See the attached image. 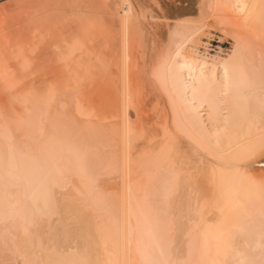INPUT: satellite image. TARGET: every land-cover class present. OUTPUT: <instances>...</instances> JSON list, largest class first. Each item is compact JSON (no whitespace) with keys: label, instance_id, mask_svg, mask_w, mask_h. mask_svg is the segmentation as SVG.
Here are the masks:
<instances>
[{"label":"bare ground","instance_id":"6f19581e","mask_svg":"<svg viewBox=\"0 0 264 264\" xmlns=\"http://www.w3.org/2000/svg\"><path fill=\"white\" fill-rule=\"evenodd\" d=\"M30 1L29 44L0 30V257L264 264V0ZM206 29L229 56L185 51Z\"/></svg>","mask_w":264,"mask_h":264},{"label":"rangeland","instance_id":"374dc122","mask_svg":"<svg viewBox=\"0 0 264 264\" xmlns=\"http://www.w3.org/2000/svg\"><path fill=\"white\" fill-rule=\"evenodd\" d=\"M15 1V2H14ZM21 1V2H20ZM20 1H18V2H20V4L18 3L17 5H15L16 4V0H0V18H1V20H0V30L2 29V30H4L5 29V31L7 30V32H4V31H2V34H4V35H7V34H15V33H17V30L19 31L20 29V32H18V33H20V35L21 36H18V38H19V40L21 41V43L22 42H24V43H30V41L29 40H31V36H32V32H31V30H29V28H25V29H23L24 27H22L23 26V24L24 23H19V21L21 20V19H23L24 21H25V19L24 18H26V16L24 17L22 14H20L19 12L17 13V9L21 12V10H20V8L21 9H25V10H31V7H32V5H31V7H29V5L30 4H32V1H30V0H28L29 2H25V1H27V0H20ZM39 1V0H38ZM24 2V3H23ZM42 1H40L39 2V4L41 3ZM12 3V4H11ZM21 3H23V6L21 5ZM26 3V4H25ZM25 4V5H24ZM29 4V5H28ZM37 4V3H36ZM9 5H11V6H9ZM38 5V4H37ZM7 6V7H6ZM12 6H14V8L16 7V6H18L19 8H15L16 10V12L14 11V9L13 10H10V9H12L13 7ZM21 6V7H20ZM26 7H28V8H30V9H28V8H26ZM7 8H8V10H7ZM9 11H10V13H9ZM11 11H13V13L11 12ZM21 15V16H23L24 18H21V19H19L18 20V18H20L21 16L19 15V16H17V15ZM11 15V16H10ZM12 15H16V17H18L17 18V20H16V22H18V24L20 25H17L16 23V25L18 26V28H17V26H14L15 24L13 23V19L14 18H16L15 16H14V18L12 19L11 17H13ZM4 18V19H3ZM4 22H3V21ZM5 20H6V24H5ZM23 20H21V21H23ZM14 21H15V19H14ZM23 21V22H24ZM2 23V24H1ZM14 25H13V24ZM2 25V26H1ZM7 28H9V29H12V31L11 30H9V29H7ZM10 26V27H9ZM1 27H3V28H1ZM14 27V28H13ZM20 27V28H19ZM23 29V30H22ZM8 30H9V32H8ZM16 30V31H15ZM22 31V32H21ZM7 33V34H6ZM31 35H30V34ZM25 34V35H24ZM24 36H26V37H24ZM17 38V39H18ZM29 39V40H28ZM18 40V41H19ZM23 44V43H22ZM26 44H24V45H26ZM234 41L231 39V38H228V37H226V36H224L222 33H220L218 30H215V29H206V30H204L202 33H200L199 35H198V37H195L194 38V40L191 42V43H189V44H187L186 45V48H185V51L186 52H189L190 54H193V55H195L197 58H199V59H203V60H205V61H207V62H209V63H212V62H214V61H216V60H222L223 58H225V57H227V56H229V54L232 52V50H233V48H234ZM41 52V55H42V53H43V51H40ZM144 61H141V60H138V65H139V67L140 68H143V66H144V63H143ZM141 64V65H140ZM144 77V76H143ZM150 89V88H149ZM149 89H146L147 90V92L145 93V95H148V98H149V101L147 102V104L148 105H146V107H145V110H150V111H147L148 113H145L144 114V116L146 117L147 116V119H145V121L147 122L148 121V123L147 124H149V120L150 119H153L151 122H150V124L149 125H147V124H145V127H146V130H147V134L149 135V133H150V135L149 136H154V135H151V134H158L159 133V128H160V126H159V124L157 125L156 124V121L159 119L158 118V114H157V109L155 108V103H156V93L154 92H152L151 90H149ZM152 92V94H153V96L155 97V99H154V97L151 95V96H149L150 95V93ZM147 97V96H146ZM146 100H148V99H146ZM152 104V105H151ZM151 108V109H150ZM156 113V114H155ZM150 115L151 117H149L148 115ZM157 115V116H156ZM148 118H150V119H148ZM154 119H156V120H154ZM152 122H153V124H152ZM154 122H155V124H154ZM150 126H151V128H150ZM154 126V127H153ZM157 126V128H155ZM152 131V132H151ZM72 218V217H71ZM69 219L71 222L72 221H74V217L72 218V219ZM75 220H77V219H75ZM3 253V252H2ZM1 253V257H3V258H1L0 257V259H1V261L3 260V259H5L6 260V263L7 264H10V263H8V262H10V261H8L9 259H10V257L11 256H6V253L4 252L3 254ZM4 256H6L7 258H8V260H7V258L5 257L4 258ZM12 258V257H11ZM4 261V260H3ZM5 262V261H4ZM12 262H13V260L11 261V264H12ZM3 263V262H2ZM4 264V263H3Z\"/></svg>","mask_w":264,"mask_h":264}]
</instances>
